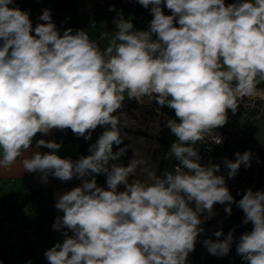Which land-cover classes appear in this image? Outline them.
Wrapping results in <instances>:
<instances>
[{"label":"clouds","instance_id":"clouds-1","mask_svg":"<svg viewBox=\"0 0 264 264\" xmlns=\"http://www.w3.org/2000/svg\"><path fill=\"white\" fill-rule=\"evenodd\" d=\"M138 2L152 6L148 31H134L121 13L102 49L85 31L67 29L61 35L49 10L39 17L47 23L33 29L27 11L10 8L13 0H0V168L10 169L19 159L23 170L40 172L45 182L49 174L61 181L107 174L108 190L93 176L58 197L55 208L63 215L53 228L66 227L72 235L64 232L63 243L45 252L48 264H187L204 231L200 215H213L216 203H227L225 212L231 214L235 201L225 177L216 175L220 166H201L194 145L206 139L220 144L215 129L227 123V110L235 114L245 98V107L264 100L258 87L264 84V0L227 6L225 0ZM162 3L171 15L164 14ZM125 93L174 109L179 122L170 119L167 126L178 141L170 155L182 167L159 177L145 169L148 180L131 183L128 177L145 161L109 167L124 151L113 153V144L122 143L113 113ZM105 125L111 128L90 146L91 155L76 161L32 150L37 133L71 129L87 140ZM41 146L61 147L43 139L36 149ZM235 155L234 162L223 160L229 178L242 164L250 167V151ZM119 185L125 190L117 191ZM236 203L243 223L253 225L239 237L237 254L248 264H264V191L248 189ZM203 244L210 254L225 256L233 233Z\"/></svg>","mask_w":264,"mask_h":264},{"label":"crops","instance_id":"crops-1","mask_svg":"<svg viewBox=\"0 0 264 264\" xmlns=\"http://www.w3.org/2000/svg\"><path fill=\"white\" fill-rule=\"evenodd\" d=\"M239 2H243V0H225V5ZM9 7H17L21 11H27L33 29L37 24L47 23L40 20L39 17L43 11L49 10L51 20L61 35L67 29H72L73 34L78 30H82L87 32L91 39L97 40L103 49L107 45L108 40L111 39V34L117 30L114 20L119 19L121 13L125 20L132 22L134 31H148L150 24L145 23L144 17L151 14L150 9L152 6L149 5L148 8H145L138 0H13ZM161 8L166 15L172 14L171 10L165 6V3H162ZM175 26L179 27L178 24H175ZM31 34L35 36L34 31ZM102 35L104 39L101 40L100 37ZM152 38L156 40L157 36L153 34ZM258 87L264 88V84ZM148 102L147 97L138 102L135 98L129 99L125 93L122 107L113 113L120 120L118 124L119 131L127 117ZM110 128V125L97 126L95 130L91 131V137L87 140L82 136L78 137L71 129L60 130L54 128L47 134L37 133L32 141V150L39 151L41 154L54 153L60 158H70L72 161H76L82 156L91 155L90 146L95 144L103 132L110 130ZM41 139L54 141L60 144L61 147L56 150L43 146L36 149V143ZM159 141H161L160 138ZM121 149L124 150L123 153L116 160H110L109 167L114 163L127 167L131 160L141 159L145 163L139 165L135 173L128 177V180L129 183L135 180L146 182L148 175L145 169L152 172L151 167L153 165L154 167L156 166L153 159L160 154L156 149V144L142 141L136 136L131 137V143L129 144L122 137L120 145L113 144V153L115 154ZM25 155H28V153H25ZM159 171L160 166L158 171L156 169V176ZM93 176H95L98 187L108 190L106 173L92 174L79 179L74 177L69 181H61L49 174L47 182H45L40 172L23 170L18 159L16 164L10 169L0 168V194L15 196L17 198L16 205H6V203L2 202L0 206H5V208L1 207L7 210L14 209L22 204L26 205L30 211L26 226L39 231L35 237V247L46 252L55 244L63 243L65 239L64 232H68L69 236L72 235L66 227H62L59 230L53 228L56 218L63 215L62 212L55 208L58 197L75 187L81 186L84 180H91ZM124 190V185L118 186L117 191ZM6 206L9 207L6 208ZM8 264H13V262L10 261ZM39 264H48V261L46 259Z\"/></svg>","mask_w":264,"mask_h":264},{"label":"built area","instance_id":"built-area-1","mask_svg":"<svg viewBox=\"0 0 264 264\" xmlns=\"http://www.w3.org/2000/svg\"><path fill=\"white\" fill-rule=\"evenodd\" d=\"M153 18V15L149 14L144 17V21L150 24ZM0 45H2V40H0ZM247 103L248 100L245 98L239 104L235 114L231 109L227 110V123L215 129V134L222 137L220 144L206 139L204 142H197L194 145L200 155L201 166L212 164L220 166L216 175L225 177V184L235 202L231 204V214L225 212L227 203L224 205L216 203L213 205V215L209 217L207 211L200 215V219L203 221L200 227L204 231L198 235L194 251L189 253L187 264H248L237 254L236 243L241 235L252 231L253 225L251 222L243 223L244 213L236 202L243 197L248 189L253 192L264 191V139L258 148H253L248 143L256 121L264 120V100L255 99L249 102V107H245ZM170 119L174 118L164 112V106H161L154 98L127 117L124 125L120 128V134L129 144L133 136L139 137L142 141L153 142L160 152L158 144L160 132L163 128L168 127L167 122ZM245 151H250L252 154L250 167H245L242 164L236 176L229 178L228 169L223 163L224 158L234 162L237 159L235 153L243 154ZM178 166L182 167L180 161L173 157L169 172H174ZM182 170L187 171L183 168ZM189 206L194 208V202ZM29 213V208L23 204L7 210L0 206L1 264L17 258L23 260L24 264H28V262L39 264L47 259L45 251L35 247V237L39 231L26 226ZM216 231H222V235L216 237L214 235ZM230 231L233 233V244L229 253L225 256L210 254L203 241L205 239L223 240Z\"/></svg>","mask_w":264,"mask_h":264},{"label":"rangeland","instance_id":"rangeland-1","mask_svg":"<svg viewBox=\"0 0 264 264\" xmlns=\"http://www.w3.org/2000/svg\"><path fill=\"white\" fill-rule=\"evenodd\" d=\"M164 112H166L168 115H170L172 118L178 121V118L175 116L174 109H171L167 107V105H164ZM262 139H264V120L259 119L256 121L252 129L250 140L248 142L249 146L253 148H258L262 143ZM160 140L167 146L165 155L163 156V158H160V154L158 156L156 155L155 158L153 159L154 164H156V166L154 167L153 165V167L151 168H152V172H154L156 175V169L158 166H160L161 167L160 173L162 174L161 176H163V174L166 171L169 172L172 166L173 156L170 155L171 145L174 142H177L178 138L171 133L168 127H165L160 132ZM2 202L6 203V205H14L17 202V198L15 196L13 197L12 195L5 196V195L0 194V203ZM2 207L5 208V206H2ZM7 207L9 206H6V208ZM0 260H1V256H0ZM10 261H12L13 264H24V261L21 260L20 258L9 260L7 262L10 263Z\"/></svg>","mask_w":264,"mask_h":264},{"label":"water","instance_id":"water-1","mask_svg":"<svg viewBox=\"0 0 264 264\" xmlns=\"http://www.w3.org/2000/svg\"><path fill=\"white\" fill-rule=\"evenodd\" d=\"M159 144V148H160V158H163V156L165 155V151H166V144H164L163 142L159 141L158 142ZM159 170V166L157 168V171Z\"/></svg>","mask_w":264,"mask_h":264},{"label":"trees","instance_id":"trees-1","mask_svg":"<svg viewBox=\"0 0 264 264\" xmlns=\"http://www.w3.org/2000/svg\"><path fill=\"white\" fill-rule=\"evenodd\" d=\"M157 176H158V177L161 176L160 171L158 172V175H157ZM0 264H1V263H0ZM2 264H8V262L2 263Z\"/></svg>","mask_w":264,"mask_h":264}]
</instances>
